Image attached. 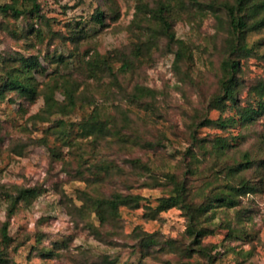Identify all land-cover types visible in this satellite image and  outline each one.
I'll return each mask as SVG.
<instances>
[{
  "label": "rangeland",
  "instance_id": "rangeland-1",
  "mask_svg": "<svg viewBox=\"0 0 264 264\" xmlns=\"http://www.w3.org/2000/svg\"><path fill=\"white\" fill-rule=\"evenodd\" d=\"M37 1L38 15L30 12L28 0L14 1L24 13L0 10V87L11 74L18 71L19 75L23 60L39 62L30 67L36 90L32 98L11 88L0 100V228L7 221L12 238L7 245L0 242V250L6 251L8 264H264V171L263 183L255 191L238 194L233 202L215 200L203 215L202 224L209 228L202 238L207 246L203 255L186 252L184 246L193 236L186 233L188 220L178 205L154 210L167 188L142 186L139 171L126 160L149 157L153 168L166 171L189 146L187 125L193 116H201L199 121L238 118L231 102L203 115L218 88L226 29L213 12L199 9L196 2L223 0ZM12 2L0 0L1 5ZM141 3L147 7L141 8ZM163 4L175 36L186 42L191 53L177 65L175 47L169 49L150 11ZM97 11L103 12V23L96 21ZM245 40L251 49L241 57L245 85L238 102L255 106L252 88L264 80V26L247 31ZM141 42L146 44L134 70L118 75L122 90L100 69L98 81L86 76L91 57L128 53ZM66 74L80 80L78 91L94 95L102 106L100 113L112 116L114 122L109 120L104 130L85 131L83 124L93 105L81 101L65 112L48 114L47 120L36 118L45 106V93L53 100L64 98L55 80ZM135 83L151 88L153 98L123 100L120 108L114 99L104 101L100 95L107 88L124 98ZM125 122L134 126V134H129L132 130ZM124 127L121 135L112 134ZM197 130L201 136L221 134L234 143L213 152L212 143H206L203 152L209 165L218 154L223 153L219 159L238 161L247 152L253 163L241 175L249 179L264 169L263 111L246 122L204 125ZM139 135L160 138L164 145L141 148L131 139ZM106 163L114 164L111 170H106ZM20 186H36L42 192L28 203H16L9 214L8 194H15ZM115 189L146 197L138 207L121 206L117 226L101 222L93 206L86 205L87 200ZM136 228L152 233L158 245L138 246Z\"/></svg>",
  "mask_w": 264,
  "mask_h": 264
},
{
  "label": "trees",
  "instance_id": "trees-1",
  "mask_svg": "<svg viewBox=\"0 0 264 264\" xmlns=\"http://www.w3.org/2000/svg\"><path fill=\"white\" fill-rule=\"evenodd\" d=\"M13 0L12 3L0 4V10H11L15 14L24 13L25 10L17 8ZM32 4V10L30 12H39V4L37 0H28ZM199 9H208L214 13L218 21H222L224 25L223 29H226V36L224 38V54L219 64V76L217 80L218 88L216 92L210 98L208 106L203 108V115L206 116L209 109L217 108L224 109L228 102H231L237 107L238 118L231 116L229 118H219L213 120L205 117L203 120H198L201 116L195 115L194 119L188 123V142L189 146L185 148L182 153L180 161H176L175 164L170 165L172 169L168 168L166 171L158 170L150 165L149 157L137 156L133 158H127V162L131 166H134L139 171L138 176L142 186H163L167 188V193L158 197V204L154 208L156 211L165 210L169 207L178 205L187 217L188 223L186 227V233L193 236L189 243L184 246L186 252L190 253L198 252L201 254H207L206 245L203 244L202 238L207 234L209 228L202 223V217L208 213L214 206L215 200H230L233 202L235 196L238 194H245L250 191H255L257 184H262L263 171L262 168L254 173L253 176L247 179L242 174V170L246 166H250L253 163L251 158H248V153L245 152L243 159L229 158L219 159V154L213 159L212 164L209 165V160L203 151H206V143H212L211 152L222 151L226 147L234 145L230 142L226 136L221 134L199 135L198 128L204 125L216 124V126L225 127L229 122L235 123L237 121L246 122L255 117L261 111L264 112V80L259 81L253 86L252 91L256 94L254 102L256 105L248 102L243 106L239 104L240 90L245 85L244 79L241 75L242 64L241 57L243 54H248L251 48L245 40L246 32L252 29H258L264 26V0H223L213 1L208 4L196 2ZM147 7V4L141 3V8ZM153 18L158 23L157 31L162 35L169 49H173L175 53V64L177 65L191 53L188 51L186 42L175 36L172 28V23L169 20V14H165L164 4L158 9H150ZM103 12L97 11L95 13V19L99 23H103ZM151 26L148 27L149 31ZM133 44L131 50L128 53H121L116 56L108 57L107 55H95L90 58L86 63L89 65L90 72H86V76L98 81V69L102 70V73L107 72L108 78L122 90L121 84L118 81V75L120 73L132 72L136 67V62L140 59V51L142 45ZM118 57L119 59H115ZM119 62L116 66L115 62ZM23 62V63H22ZM20 63L21 72L19 75L11 74V79L4 82V85L0 87V100L5 98V89L15 88L18 90L19 95L28 93L32 95L36 91L34 83L32 82V75L30 67H36L39 65L37 58H27ZM70 78V79H69ZM56 85L61 90V94L64 98L59 100H53L50 94L45 93V106L42 112L47 113L44 115L36 113L35 117L40 120H47V115L52 112H65L77 104V101H81L85 104L93 105L91 113L85 119L83 129L92 133L94 129H105V126L111 121L114 122L113 117L108 114L100 113L102 108L100 103L97 102V98L94 95H84L82 91H78L81 83L77 78L69 77V74L59 76L56 78ZM85 82V81H84ZM86 83V82H85ZM116 89V88H115ZM152 89L135 83L131 90H127L125 97L119 96V91L109 90L104 88L100 95L103 100L106 101L112 98L116 101L118 107L121 108L123 100L128 103L142 102L145 98H153ZM150 102V101H146ZM250 103V104H249ZM101 105H104L101 102ZM127 115V113H125ZM124 114V115H125ZM125 115V116H126ZM106 117V118H105ZM109 117V119L107 118ZM203 117V116H202ZM103 118V119H102ZM127 119V118H126ZM110 120V121H109ZM126 121V120H125ZM132 120H130V123ZM126 123V122H125ZM127 124V123H126ZM114 127L118 124H113ZM132 131L129 134H134V126H128ZM127 128V129H128ZM124 128L114 129L117 136L121 135ZM120 133V134H117ZM125 133V132H122ZM132 142L139 145L144 149H155L164 143L160 138L149 139L142 135L131 137ZM127 141V138L124 141ZM201 150V152L199 150ZM198 150V151H197ZM201 153V154H200ZM109 170L114 164L106 163ZM106 167V168H107ZM111 170V169H110ZM200 182V185H194L192 182ZM204 187H208L204 190ZM42 190L36 186H20L16 187L15 194H8L7 200L9 201V214L13 212V208L19 201L30 202L37 198L41 194ZM198 198V200H197ZM146 199L145 196L131 191L112 190L109 193L103 194L91 200H87L86 205L93 206L95 216L101 222H108L112 225H116L118 222V212L121 206L138 207L141 200ZM117 226V225H116ZM212 231V230H210ZM135 238L138 240L137 245L141 248L150 249L152 246L158 245L155 240L151 239L152 233H147L143 230L136 228L134 230ZM137 233V234H136ZM111 235L113 233L111 232ZM150 238V239H149ZM11 236L8 233V222L4 221L0 228V242L7 245L11 241ZM9 258L6 256L5 250H0V264H8Z\"/></svg>",
  "mask_w": 264,
  "mask_h": 264
}]
</instances>
